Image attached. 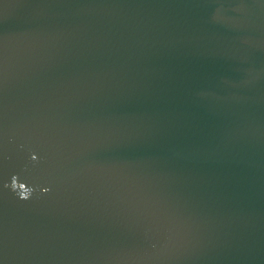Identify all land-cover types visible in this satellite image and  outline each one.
<instances>
[{
    "label": "water",
    "instance_id": "1",
    "mask_svg": "<svg viewBox=\"0 0 264 264\" xmlns=\"http://www.w3.org/2000/svg\"><path fill=\"white\" fill-rule=\"evenodd\" d=\"M0 264H264V0H0Z\"/></svg>",
    "mask_w": 264,
    "mask_h": 264
}]
</instances>
